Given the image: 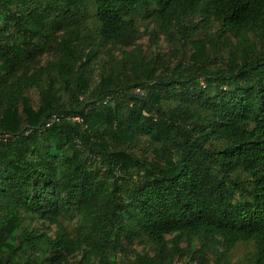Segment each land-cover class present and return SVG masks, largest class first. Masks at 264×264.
<instances>
[{
    "label": "trees",
    "instance_id": "16d2710c",
    "mask_svg": "<svg viewBox=\"0 0 264 264\" xmlns=\"http://www.w3.org/2000/svg\"><path fill=\"white\" fill-rule=\"evenodd\" d=\"M139 15L173 50L107 53ZM240 244L264 264V0H0V264H230Z\"/></svg>",
    "mask_w": 264,
    "mask_h": 264
},
{
    "label": "rangeland",
    "instance_id": "374dc122",
    "mask_svg": "<svg viewBox=\"0 0 264 264\" xmlns=\"http://www.w3.org/2000/svg\"><path fill=\"white\" fill-rule=\"evenodd\" d=\"M137 22L139 29L144 33L143 37L133 43L130 44L128 47H124L122 45H109L108 47L104 48L107 53H110L116 58H121L123 56L124 51H131L133 49H141L144 53L148 55H155V54H166L169 52L170 49L173 48V46H170L169 43L161 37L159 42L157 44L152 43L151 41V35L148 33V25L149 20L146 19L143 15L137 16ZM215 28L212 30V32H215ZM201 36V35H199ZM177 51H179V57L182 58L186 52H189V47H183L182 43H178L176 45ZM173 50V49H172ZM176 51V52H177ZM110 54H105L99 57L97 61L94 62L92 66V83H96L99 80V77L101 73L103 72V69L109 68V65L111 63L112 57ZM228 52L227 50H223L218 55L215 54L218 62H222L223 58H226ZM57 58L54 51L49 50L48 52L44 53V55L40 56L38 60L35 63V66H41L47 64L49 61L55 60ZM115 61V60H114ZM113 62V61H112ZM115 63V62H114ZM108 71V70H107ZM106 71V72H107ZM76 221L67 222L66 226L69 228V230L73 231V228L75 227ZM30 227L32 229H36L40 233H47L51 237H55L58 227L56 225L51 224L48 221L44 220H37L36 222L30 224ZM187 245V242L183 243V247ZM139 252H144L145 250L149 249L146 245L137 244L134 247ZM253 250V246L251 244H240L236 250L230 255L229 257V263L230 264H239L240 262H243L246 260L248 253ZM82 258V252L76 253L73 257L69 259L70 264H78L80 259ZM188 260H176L175 262L171 264H187ZM93 264H98V260L95 259ZM210 264H214V261H211Z\"/></svg>",
    "mask_w": 264,
    "mask_h": 264
},
{
    "label": "built area",
    "instance_id": "2783aa9c",
    "mask_svg": "<svg viewBox=\"0 0 264 264\" xmlns=\"http://www.w3.org/2000/svg\"><path fill=\"white\" fill-rule=\"evenodd\" d=\"M57 119L56 118H53V121H56ZM76 120H79V118H76ZM48 125H50V124H48Z\"/></svg>",
    "mask_w": 264,
    "mask_h": 264
}]
</instances>
